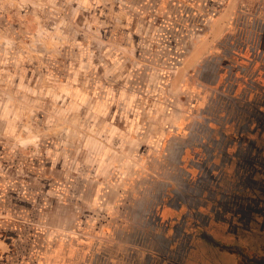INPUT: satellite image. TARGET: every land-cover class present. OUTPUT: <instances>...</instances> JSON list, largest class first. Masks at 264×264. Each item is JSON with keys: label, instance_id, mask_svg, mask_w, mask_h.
Segmentation results:
<instances>
[{"label": "rangeland", "instance_id": "1", "mask_svg": "<svg viewBox=\"0 0 264 264\" xmlns=\"http://www.w3.org/2000/svg\"><path fill=\"white\" fill-rule=\"evenodd\" d=\"M229 1L0 0V264H150L199 230L159 220L164 204L206 219L264 198L245 189L261 167L224 156L245 114L215 94L237 42L264 35V0ZM238 219L209 234L235 245L238 227L262 254ZM220 252L194 259L233 264Z\"/></svg>", "mask_w": 264, "mask_h": 264}, {"label": "flooded vegetation", "instance_id": "2", "mask_svg": "<svg viewBox=\"0 0 264 264\" xmlns=\"http://www.w3.org/2000/svg\"><path fill=\"white\" fill-rule=\"evenodd\" d=\"M255 27L256 26H253L254 29ZM252 33L253 35L249 37L247 42L241 41V39L237 42L241 45L240 51L231 52L227 55L229 58V64L226 65L225 68H220L218 70V78L216 79L218 88L215 90V94L220 99L235 106L237 108V113L240 112L245 114V117H243L245 119L244 122L241 120L239 121L240 117H235L237 119L236 123L227 124L225 129H232L233 127L232 132L227 133L225 131L224 134H220L221 138L230 136L231 146L237 147L235 150H231V152H228L229 150H227V153L224 156H229L230 159H225L224 162L228 160L227 162L229 166H231L232 163L236 161V168H234L237 170V167H243L242 161L244 160L245 167L254 173L258 166L264 171V159L260 161L258 159H253L254 157L252 156L254 151H264V41L262 42L259 40V34L256 37V32ZM222 80H224V82H222ZM241 103L242 105H240ZM234 121L235 120H233V122ZM259 145L262 146V149L258 148ZM243 146L246 147L244 152H246L251 160L250 158L249 160L248 158L245 160V156L241 153L243 151ZM192 152V149H190L189 153L191 154ZM225 167H227V165ZM261 186L264 188L263 185ZM263 188H260L259 185L252 180L248 181L247 185H245V189L252 196L257 195L258 192H261V194L264 195ZM249 202L248 214L243 212H232V210L226 209L218 203L224 212L222 215L216 213L213 218L208 216L206 219H201L197 215L183 214L174 221L173 219L175 215L172 216L169 224L181 221L182 225L189 226L192 229L195 227L199 228V230H193L191 233H187L186 236H184L193 244L189 245L188 249H186L185 245L180 242L179 245H175V242L181 241L177 239L182 236L181 233L183 232L175 228L173 232L174 236L172 235L173 238L172 240H169L170 243L167 247H164L163 249L158 248L157 250L153 249L155 254L153 258L155 260L152 262L155 264H225V262L220 259L222 257L219 255L214 261L209 260L208 262L194 259L196 253L201 254L199 255L201 257L211 259L209 252L214 251L216 253L217 250H220L221 255L222 252H224L227 253L226 257L234 258V261L232 262L233 264H264V251L262 254L256 252L253 248L249 249L247 252L243 251V247L239 244L243 239L240 238L238 227L234 229L232 235L234 236V241L237 243L235 245H224L221 242H217L215 238L212 237V234H209V232L223 231V228L226 226L229 227L228 232L232 233L231 228L233 226V221L236 220L237 222H240V219H238L239 216L251 221L250 225L255 222V225L260 227V231H264V198L260 201L251 199ZM167 206L170 205L167 204ZM171 208H174L175 210L178 209L177 206H171ZM203 208L207 209L206 204L203 205ZM212 210L213 209H210V212H212ZM227 212L232 214L229 220L225 216ZM259 220L263 222L257 223ZM198 231H201V234H199ZM248 232L253 233L254 228H249ZM179 248L182 249L180 259L178 254L175 255V253L179 251ZM228 253L231 254L228 255ZM139 258L140 256H138L137 259ZM134 262L135 261L129 259L126 263L134 264ZM152 262L150 263L153 264ZM143 263L147 264V261Z\"/></svg>", "mask_w": 264, "mask_h": 264}, {"label": "crops", "instance_id": "3", "mask_svg": "<svg viewBox=\"0 0 264 264\" xmlns=\"http://www.w3.org/2000/svg\"><path fill=\"white\" fill-rule=\"evenodd\" d=\"M192 2V1H191ZM231 3H232V0H230L229 1V3H228V5H227V7L226 8H228L230 5H231ZM237 4V1L235 2V5ZM238 4H239V2H238ZM237 4V5H238ZM236 5V6H237ZM235 6V7H236ZM230 25L231 24H229V26L228 27H230ZM259 40H261L262 42L264 41V35H259ZM160 209H161V213H160V218H159V220H161V221H163V222H165V223H167L168 225H169V222L171 221L170 220V218L172 217V216H174L175 215V213H179V215L176 217V218H179L182 214H181V212H182V207H178V209L177 210H175V209H173V208H171V206H167V204H164L162 207H160ZM173 223V222H172ZM167 225V226H168ZM168 231V230H167ZM169 232V231H168ZM151 264V263H150Z\"/></svg>", "mask_w": 264, "mask_h": 264}, {"label": "trees", "instance_id": "4", "mask_svg": "<svg viewBox=\"0 0 264 264\" xmlns=\"http://www.w3.org/2000/svg\"><path fill=\"white\" fill-rule=\"evenodd\" d=\"M174 25V24H173Z\"/></svg>", "mask_w": 264, "mask_h": 264}]
</instances>
